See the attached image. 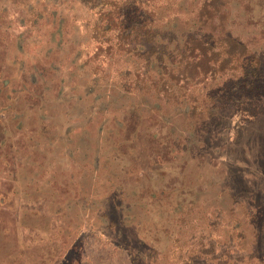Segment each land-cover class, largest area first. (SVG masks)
<instances>
[{
  "label": "rangeland",
  "instance_id": "rangeland-1",
  "mask_svg": "<svg viewBox=\"0 0 264 264\" xmlns=\"http://www.w3.org/2000/svg\"><path fill=\"white\" fill-rule=\"evenodd\" d=\"M200 1H152L170 46ZM97 2L0 0V264H264V96L229 103L219 71L190 88L223 100L196 126L138 105L155 59L87 37ZM225 13L264 75V0Z\"/></svg>",
  "mask_w": 264,
  "mask_h": 264
},
{
  "label": "trees",
  "instance_id": "trees-1",
  "mask_svg": "<svg viewBox=\"0 0 264 264\" xmlns=\"http://www.w3.org/2000/svg\"><path fill=\"white\" fill-rule=\"evenodd\" d=\"M152 1L99 0L93 6L99 7L98 14L90 28L85 29L90 39L100 41V37L106 36L104 39L109 41L108 48H114L116 52L133 54V45L139 44L138 50L148 62L153 56L151 61L155 59L156 63L153 66L158 72L155 76L149 75L145 82L146 99L138 98L136 100L138 105L141 106L143 103L148 110H152L153 106L151 107L149 101L156 100L153 102L154 105L157 101H171L174 107H178L173 109L174 112H179L184 119L193 121V125L196 126L195 124L205 122L217 114V110L222 109L219 102L223 100L218 101L219 94L216 92H206L205 97L210 104L198 102L189 98L190 88L198 86L199 83L205 84L208 81L206 80L208 74L228 71L229 73H225L231 75L230 78L224 80L221 85L218 84L221 86L220 91H225L228 95L225 99L236 105L237 94L250 112L262 106L264 75L260 69L261 60L252 56L245 45L225 29L227 0H201L192 7L189 11L193 16L183 21L187 26L192 24L194 29L190 32L193 33H190L191 36L185 38L182 44L176 45L175 42L172 46L170 44L174 41L166 38L167 26L162 29V25L169 24L170 27L174 18H167L171 17L168 15V9L163 10L152 4ZM116 17L118 24L113 34L105 33L106 28H110V21ZM218 28H221L219 32ZM230 63L232 65L228 66ZM236 71L239 73L235 75ZM233 84L238 85L234 90ZM217 87H211L209 90H216ZM134 93L135 97L140 94ZM128 99L130 96H127Z\"/></svg>",
  "mask_w": 264,
  "mask_h": 264
}]
</instances>
